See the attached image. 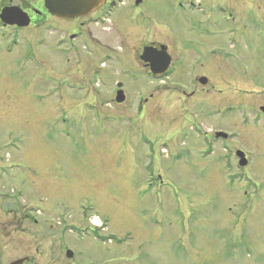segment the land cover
<instances>
[{"label": "rangeland", "instance_id": "rangeland-1", "mask_svg": "<svg viewBox=\"0 0 264 264\" xmlns=\"http://www.w3.org/2000/svg\"><path fill=\"white\" fill-rule=\"evenodd\" d=\"M143 1L154 38L186 70L176 64L151 82L137 53L153 37L147 25L122 27L120 11L106 21L102 58L53 62L31 34L26 59L12 60L15 49L6 73L0 65V156L27 165L34 204L26 238L12 236L11 260L256 264L242 247L249 241L264 253V5L240 13L234 0L233 20L220 15L203 45L183 47L168 28L184 25L196 1ZM201 74L207 83L193 87ZM213 131L227 139L212 144ZM46 158L54 168L37 176Z\"/></svg>", "mask_w": 264, "mask_h": 264}, {"label": "flooded vegetation", "instance_id": "flooded-vegetation-1", "mask_svg": "<svg viewBox=\"0 0 264 264\" xmlns=\"http://www.w3.org/2000/svg\"><path fill=\"white\" fill-rule=\"evenodd\" d=\"M195 1L196 5H192L193 8L189 9V12H187L190 14H186L188 18L185 17V24L178 26V28L177 25H174L175 28H173L174 26L168 28L173 34L172 37L176 38V40H179L181 43H185L183 47H192L197 41L203 45L202 39L204 35H209L210 31L215 30L220 15L224 19L228 18L233 20L232 14L236 12L231 5L234 0L227 1L226 7L228 12L226 9L220 8V0ZM143 4V0H106L94 12L86 17L65 20L51 15L45 8V0H0V65L3 68V72L6 73L5 71L7 69L4 60L9 57L15 49H17L16 54L10 56L12 60L17 63V60L26 59L27 43H33L31 39L28 38V35L32 38L31 34L35 35L37 38L34 40V43H37L43 53L45 51L46 54H48L45 55V57L56 63L63 62L64 60L67 62H74V60H82L92 55H95L94 57L97 55L100 58L104 57L107 43L105 34L107 33L103 30L106 21L110 19L112 13L120 11V22L122 23V27L135 24V27L142 28L147 25L149 36L153 37V41H147V43L144 41L140 43V50H138L137 58L142 65L141 67L145 72V76L149 78L151 82L156 80L161 82L163 79L168 78L170 71L175 69L176 64H180V66L184 68L185 63L181 60L178 63L173 62L172 56L167 53V48H169V46L162 44L161 41H158L159 39L154 38L157 33L151 29V24L154 23L151 16L152 13L143 11ZM262 4L264 5V0H240L239 10L240 13H245L251 9L244 11L246 5H254L260 8ZM179 7L182 6L179 5ZM137 16L141 17L142 23H138L137 20H135ZM183 20H181L180 23ZM117 28L120 27L117 26ZM263 31L264 30H261V32ZM158 33L161 34V30L158 31ZM147 47H152L156 50H160L162 47L165 48L170 58V64L164 75L153 76L149 66L140 61L142 52L144 48ZM184 69L186 70V68ZM184 73L186 74L187 71H184ZM191 78L194 80L191 81L193 87L196 83L201 86L207 83V76L204 74L197 77L192 76ZM200 79H205L206 83L201 84ZM118 85H121L119 88L120 90L125 88L124 84L117 83L115 94L119 91L117 88ZM151 89L153 92L158 90L155 86ZM151 95L152 94L149 96ZM147 101V99H143L142 104H146ZM138 110H142V107H138ZM218 132L219 131H213V135L208 137L212 141V144H216L220 139V137H217ZM224 139L226 140L227 138L224 137ZM211 152H213V150ZM54 165L52 159H43L39 165L40 168L39 166L34 167L37 171V176H39L38 174L40 173L49 175ZM27 169V165H23L22 162H11L10 156H0V264H12L24 259L19 258L11 260V239L13 235L18 237L19 240H24L26 238L29 228V212L31 213L34 207L32 196L30 195L27 197L25 192V188L28 185V175L25 173ZM242 169L245 170V167ZM13 170L20 171V173H15L13 175L11 173ZM146 183L147 190H151L153 186L152 181L149 179ZM30 187L39 188L40 185L31 183ZM46 187L50 189L53 185H46ZM144 229L145 226L143 227V232ZM247 240L251 239L247 238ZM244 244L245 245L242 247L246 249L247 255H252V253H254L253 258H255V263L264 264V253H258V250L253 247L254 244L250 243V241L244 242ZM31 260L32 259H28L24 261L23 264H29Z\"/></svg>", "mask_w": 264, "mask_h": 264}, {"label": "water", "instance_id": "water-1", "mask_svg": "<svg viewBox=\"0 0 264 264\" xmlns=\"http://www.w3.org/2000/svg\"><path fill=\"white\" fill-rule=\"evenodd\" d=\"M106 0H45V8L53 16H56L65 20H74L77 18H83L94 12L101 4ZM140 61L149 66L150 72L153 76L164 74L170 64V58L166 53L164 47L160 50H156L152 47L144 48ZM201 84H205V79H200ZM118 88L121 85L117 86ZM125 101V96L120 90L116 93L115 103L121 104ZM264 113V108H261ZM217 137H226L223 133H218ZM236 156L240 159L239 165L244 167L247 165V161L242 152H237ZM73 256L71 251L66 252V257L71 258ZM28 258L19 260L12 264H23Z\"/></svg>", "mask_w": 264, "mask_h": 264}]
</instances>
